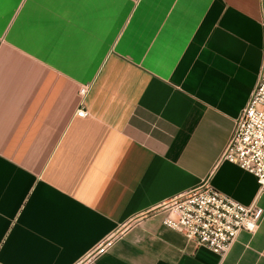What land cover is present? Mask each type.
Returning <instances> with one entry per match:
<instances>
[{"label":"crops","instance_id":"obj_1","mask_svg":"<svg viewBox=\"0 0 264 264\" xmlns=\"http://www.w3.org/2000/svg\"><path fill=\"white\" fill-rule=\"evenodd\" d=\"M261 49L259 0H0V264H264L219 160ZM204 179L261 209L220 255L161 222Z\"/></svg>","mask_w":264,"mask_h":264},{"label":"built area","instance_id":"obj_2","mask_svg":"<svg viewBox=\"0 0 264 264\" xmlns=\"http://www.w3.org/2000/svg\"><path fill=\"white\" fill-rule=\"evenodd\" d=\"M262 31L261 61L249 99L234 120L219 160L233 163L251 173L258 185L264 184V0H259ZM84 88L80 89L82 93ZM78 108L76 115H84ZM167 213L161 222L186 239L216 254H223L236 234L256 229L261 209L243 205L212 187L207 179L162 203ZM111 237L98 241L74 264H86L103 253Z\"/></svg>","mask_w":264,"mask_h":264}]
</instances>
